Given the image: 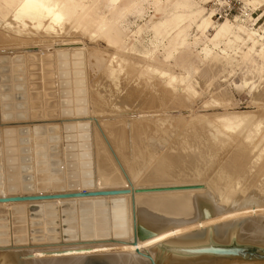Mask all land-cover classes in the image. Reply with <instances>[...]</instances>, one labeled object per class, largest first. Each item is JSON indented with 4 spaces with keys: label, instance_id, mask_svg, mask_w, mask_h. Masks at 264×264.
Returning a JSON list of instances; mask_svg holds the SVG:
<instances>
[{
    "label": "bare ground",
    "instance_id": "bare-ground-1",
    "mask_svg": "<svg viewBox=\"0 0 264 264\" xmlns=\"http://www.w3.org/2000/svg\"><path fill=\"white\" fill-rule=\"evenodd\" d=\"M102 5L0 0V60L22 56L27 87V120H0V130L11 135L8 125L27 122L25 141H16L13 153L32 151L22 158L26 166L0 167V198L125 190L0 202V264H180L129 241L120 233L121 216L159 235L200 239L204 210L217 244L227 246L237 225V244L264 248V41L253 52L248 45L220 48L187 68L191 81H185L181 68L176 73L150 50L120 49L122 14ZM83 36L101 37L102 52H109L94 81ZM194 84L209 96L201 113L189 102ZM238 89L248 94L242 108L234 106ZM171 104L190 114L164 113ZM6 140L2 153L9 151Z\"/></svg>",
    "mask_w": 264,
    "mask_h": 264
},
{
    "label": "rangeland",
    "instance_id": "rangeland-1",
    "mask_svg": "<svg viewBox=\"0 0 264 264\" xmlns=\"http://www.w3.org/2000/svg\"><path fill=\"white\" fill-rule=\"evenodd\" d=\"M103 1H105V5H109L113 9H118L119 13L122 14L116 27L118 30L116 38L120 49L122 47H129L135 52L150 50L157 61L173 65L176 73L179 72L181 68L185 74V81H191L192 70H186L187 68H190L193 64L201 65L212 53L219 51L220 48H224L227 51L231 49L245 50L244 48L248 45L253 52L258 51L261 43L264 41V0H235L234 10H232L230 14L226 13V9L233 6V0ZM2 6L5 7L3 4ZM10 9L11 8H9V10ZM100 10L101 8L98 9V11ZM85 37L86 36L82 37V41L89 47V79L94 81L103 71L109 52H102L106 44L101 37L94 40ZM18 49L21 50V48H16L15 50ZM13 50L8 52H13ZM111 50L112 49H110V51ZM69 56L68 54V57L64 60L68 64L67 67L70 65L68 60ZM68 69L69 68L60 69L58 73ZM81 69V67H74V71ZM36 71L37 73L42 72L41 69ZM24 73V58L22 56L2 58L0 60V95L3 94L4 100L0 101V116L2 114L13 116L10 117L11 119H4L2 117V119H0L2 122L9 120H27V116H25L27 113V87ZM40 74L41 73H38V76ZM75 78H77V76ZM35 81L39 86L42 83L41 78ZM22 85L23 90L21 89ZM194 86L197 89V94L189 101L191 102V110L201 113L204 103L209 96L206 92L201 91L195 84ZM61 90L65 89L63 88ZM234 91L236 97L234 106L236 108L244 107L248 101L247 91L245 89ZM12 103L17 110H12ZM171 106L168 107L164 113L178 115L180 111L185 116L190 114L189 108L179 109L176 105L171 104ZM59 110H61V107ZM50 114L54 115V111H51ZM62 117L69 118L71 116ZM67 121H70V119ZM14 125L16 124L13 123L10 126L13 127ZM20 125H16V132L15 128H11L8 125V129L13 130L11 135L4 136V134H2L4 133V129L2 128L0 130V149L5 139H7L6 142L9 143L13 140V143L10 145L8 143L7 145L9 149L8 153H2L0 150V167L3 169L4 166H11L13 169L18 166H26L28 163L25 161L23 162L22 158L24 159L25 156L32 157L31 145L29 142V145L21 142L22 148L26 145L30 147L29 150L26 152L24 150L21 154L13 153V148H15L13 144H15L16 141L18 142L21 138H24V129H29L27 122L21 123ZM19 128L21 132H19ZM45 135V132L38 134L43 141L46 138ZM22 141L25 140L23 139ZM152 141L154 142V139H152ZM80 142L84 141L81 140ZM37 145H42V142H37L36 146ZM44 154L46 155V151ZM31 164L32 162L30 166H32L33 169V165ZM34 165L36 166V163ZM18 170L20 171V169ZM2 176L3 179L6 177L4 172ZM3 184H6L5 180ZM251 248L256 247L251 246Z\"/></svg>",
    "mask_w": 264,
    "mask_h": 264
},
{
    "label": "water",
    "instance_id": "water-1",
    "mask_svg": "<svg viewBox=\"0 0 264 264\" xmlns=\"http://www.w3.org/2000/svg\"><path fill=\"white\" fill-rule=\"evenodd\" d=\"M122 192H125V190L10 196L0 198V202L112 195ZM204 224V238L182 240L156 234L131 223L126 217L121 216L120 233L127 234L128 240L140 246L146 253L164 257V263L212 264L244 261L250 264H264V248H251L237 244V225L229 229L227 246H222L216 243L210 215L206 210H204ZM151 264H154V262L151 261Z\"/></svg>",
    "mask_w": 264,
    "mask_h": 264
},
{
    "label": "built area",
    "instance_id": "built-area-1",
    "mask_svg": "<svg viewBox=\"0 0 264 264\" xmlns=\"http://www.w3.org/2000/svg\"><path fill=\"white\" fill-rule=\"evenodd\" d=\"M235 2H236V1H235V0H233V6H232V7H230V8H227V9H226V13H227V14H230V13H231V11H232V10H234V5H235Z\"/></svg>",
    "mask_w": 264,
    "mask_h": 264
},
{
    "label": "crops",
    "instance_id": "crops-1",
    "mask_svg": "<svg viewBox=\"0 0 264 264\" xmlns=\"http://www.w3.org/2000/svg\"><path fill=\"white\" fill-rule=\"evenodd\" d=\"M263 22H264V20H263Z\"/></svg>",
    "mask_w": 264,
    "mask_h": 264
}]
</instances>
